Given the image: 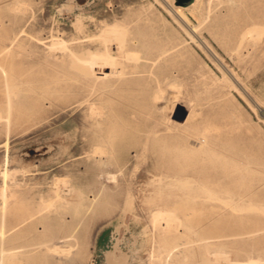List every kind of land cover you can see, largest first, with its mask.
Returning <instances> with one entry per match:
<instances>
[{
    "label": "rangeland",
    "instance_id": "rangeland-1",
    "mask_svg": "<svg viewBox=\"0 0 264 264\" xmlns=\"http://www.w3.org/2000/svg\"><path fill=\"white\" fill-rule=\"evenodd\" d=\"M177 1L0 0V111L11 99L18 116L0 120V193L26 202L7 213L0 264H264V0H192L183 18ZM106 24L142 57L110 41L122 75L104 80ZM187 139L254 169L253 200L188 172ZM26 208L42 212L11 229Z\"/></svg>",
    "mask_w": 264,
    "mask_h": 264
},
{
    "label": "bare ground",
    "instance_id": "bare-ground-1",
    "mask_svg": "<svg viewBox=\"0 0 264 264\" xmlns=\"http://www.w3.org/2000/svg\"><path fill=\"white\" fill-rule=\"evenodd\" d=\"M183 9L184 7L181 6H177L176 7V12L177 15L181 16L183 18ZM105 29L102 30L101 32V37H102V43L104 45H106V49L103 52H95L93 53V73H96L98 75L99 78L101 79H108V78H112V77H121V71H119V61L118 58L115 57V55L112 53V51L110 50L111 48H109L111 45L108 46V43L112 40H116L117 41V48L120 49V52H123L124 55L126 56V58H128L130 61H138L140 60V58L142 57L138 52L136 51H131L128 50L129 48H127V46L129 45V40L127 37V32L126 30H124V28H122L121 26L115 24V25H105L104 27ZM261 28V27H260ZM260 28H251L247 31L248 35H252L255 31L256 33H260L262 32V30ZM264 28V27H263ZM261 35V34H260ZM262 36V35H261ZM98 37V36H97ZM100 37V38H101ZM99 38V37H98ZM99 38V39H100ZM98 39V40H99ZM242 40H244L243 38H241ZM259 39V38H258ZM241 40V42H242ZM101 42V41H100ZM112 43V42H111ZM110 43V44H111ZM115 43V42H114ZM58 46V43H56ZM242 44V43H241ZM60 45H64V43H60ZM59 45V46H60ZM55 46V45H53ZM52 46V47H53ZM58 46V47H59ZM146 47V45H145ZM60 48L62 50H67V49H63V47L60 46ZM143 51V50H142ZM65 52V51H64ZM4 49L0 51V56H2L4 54ZM71 53V52H70ZM154 54V53H153ZM6 65H4V62L0 61V71L2 72V74H4V76L6 78H4V80L6 81V86L10 85L8 83V74H7V70L5 68ZM132 70V69H131ZM150 75V74H149ZM173 84V83H172ZM175 84V83H174ZM169 86V85H168ZM172 87V86H171ZM15 91V90H14ZM16 92V91H15ZM17 93V92H16ZM12 94V93H11ZM162 94V93H161ZM7 95V94H6ZM13 95V94H12ZM156 96V95H155ZM175 98V97H174ZM7 99H8V95H7ZM8 101V105L5 109V111H3L5 114L3 115V112L0 111V120L1 119H5L6 123L9 125H13L12 121L14 120V116L15 119L18 117L16 116V114H14L13 112V108H12V101L11 99L7 100ZM157 101V100H156ZM174 101V100H173ZM167 104V103H166ZM162 105V104H161ZM175 105V104H174ZM165 106V105H164ZM163 107V106H162ZM164 108V107H163ZM172 108V107H171ZM170 109V108H169ZM163 111V109H162ZM170 112V111H169ZM196 114V113H195ZM31 117V116H30ZM167 117V116H166ZM165 117V118H166ZM172 117V116H171ZM171 119V118H170ZM191 119V115L187 118L186 122L190 121ZM17 122V121H16ZM170 122V121H169ZM173 122V120H172ZM176 129H181L179 128V126L175 125L173 127H167L166 128V133L165 136H163L161 140H165L167 138H171V139H178L179 135H177L175 132H172L173 130ZM210 130V129H209ZM159 130H155V134H159L158 133ZM109 135V134H108ZM107 139V138H106ZM112 139V138H110ZM184 145L183 148H185V152L180 154V157L184 159V161L186 162L187 165V170L188 172H190L191 174H195L196 177L199 180H202V182H212L211 185L219 188L221 191H225L228 192L229 194L232 195V193L234 195H239L241 200H253L254 196L257 195V190L255 184L256 182L260 181L257 177V173L254 169L250 168L249 166L246 167H240L238 164H233L232 161L234 160H227L228 158L224 157L220 158L218 157L219 155L216 154V152L212 149L211 146L208 145V142L206 139H204L203 141L200 142V145L198 147H193L188 143V139L185 143H183ZM111 146V145H110ZM178 147L180 148L181 146L178 145ZM146 148V147H145ZM183 150V149H182ZM98 151V150H97ZM97 154V153H96ZM99 154V153H98ZM218 169H221L223 172L222 173H218L216 174L215 178L212 180V177L210 176L211 172L217 171ZM183 171V170H180ZM5 175V174H4ZM233 175H237L241 177V180H239V183H247L248 186H246L243 189L238 190L237 192H233L231 189L227 188V181H226V177H230ZM246 176H250L248 177V179L244 178ZM221 178H225V181H221ZM61 180V179H60ZM5 181V180H4ZM109 181V180H108ZM57 182V181H56ZM184 182V181H182ZM209 182V183H210ZM180 183V182H179ZM22 185V184H21ZM180 185V184H179ZM177 187V186H176ZM182 187V186H181ZM197 187V186H196ZM210 188V187H209ZM57 189V188H56ZM170 189V188H169ZM192 189V188H191ZM197 189V188H196ZM114 190V189H113ZM56 191V190H55ZM190 193V189L183 191V193L181 194H188ZM0 195L2 196L3 199V206L1 208V224H2V228L0 229V233L1 236H4V227L6 226L7 221V213L9 210L14 209L15 207H17L19 204H23L26 203L25 200H17L14 203L10 202L9 196L11 195V197H13L15 195L14 192H12L11 194H8L7 191H1ZM58 195V198H62V196H60L61 194L58 193V191H56V194ZM127 195H131L130 192ZM72 197V196H71ZM79 198V197H78ZM239 199V198H238ZM228 200V199H227ZM240 200V201H241ZM243 201V202H244ZM225 202V201H224ZM49 203V202H48ZM53 203V201L51 203L48 204V207L51 206ZM68 203V202H67ZM226 203V202H225ZM71 204V203H70ZM228 204V203H226ZM69 205V204H68ZM229 205V204H228ZM15 206V207H14ZM54 206V205H53ZM72 206V205H71ZM47 207V206H46ZM257 209V208H256ZM166 210V209H165ZM163 210V214L165 213ZM160 211V210H158ZM42 210H38V211H31L29 210V208L26 210L23 209L22 211V215L21 217V221H19V223H17L16 225H14L11 229L16 228L17 226L20 225H24L26 223H29V221L34 219V216L38 213H41ZM167 214H165V217L167 219H164L163 215L161 214V212H157L156 215H154L156 217V220H160L159 216L161 217V220H165L166 222V226H165V230L169 231L171 227H173V224L176 220V218L172 217L173 214L170 213L169 211H166ZM210 213V212H209ZM172 214V215H171ZM157 215L158 218H157ZM153 216V217H154ZM216 215V219H217ZM163 217V219H162ZM174 219V220H173ZM215 219V220H216ZM167 220V221H166ZM154 223H158L155 221L154 218ZM160 223V222H159ZM155 226V225H154ZM174 228V227H173ZM157 230V229H156ZM14 233V232H13ZM166 233V232H165ZM168 234V233H167ZM75 237L76 235H64L61 236L60 238H62L63 240L59 241L60 243H69L68 241L71 240L70 237ZM6 237V236H5ZM26 238V237H25ZM36 245V244H35ZM47 251L49 252H55V253H59V252H63L64 249L62 248L63 245H58L55 244L54 242L51 244H47ZM70 249L73 246L72 243L69 244ZM69 251V249H68ZM56 255V254H55ZM171 255V254H170ZM59 257V256H58ZM258 258V257H257ZM256 259V258H255ZM26 261V260H25ZM120 261L116 262V260H110V264H119ZM258 262V261H256ZM253 262L251 261L250 264H252ZM255 263V261H254Z\"/></svg>",
    "mask_w": 264,
    "mask_h": 264
},
{
    "label": "water",
    "instance_id": "water-1",
    "mask_svg": "<svg viewBox=\"0 0 264 264\" xmlns=\"http://www.w3.org/2000/svg\"><path fill=\"white\" fill-rule=\"evenodd\" d=\"M192 0H178L176 5H180V6H183L185 5L186 3H189L191 2Z\"/></svg>",
    "mask_w": 264,
    "mask_h": 264
}]
</instances>
